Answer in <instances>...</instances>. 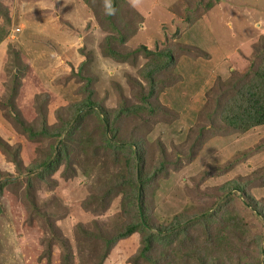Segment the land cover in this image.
Returning <instances> with one entry per match:
<instances>
[{"label": "rangeland", "instance_id": "1", "mask_svg": "<svg viewBox=\"0 0 264 264\" xmlns=\"http://www.w3.org/2000/svg\"><path fill=\"white\" fill-rule=\"evenodd\" d=\"M217 1L0 0V139L26 168L63 142L72 161L30 182L0 147V264H264V126L230 128L214 101L264 59V0ZM141 217L173 232L153 263L140 232L102 242Z\"/></svg>", "mask_w": 264, "mask_h": 264}, {"label": "trees", "instance_id": "2", "mask_svg": "<svg viewBox=\"0 0 264 264\" xmlns=\"http://www.w3.org/2000/svg\"><path fill=\"white\" fill-rule=\"evenodd\" d=\"M143 50L147 53V55L154 54V52L147 51L145 47H143ZM183 55L190 56V53L183 54ZM112 56L117 59L122 58V56H118V55L116 56V54L114 55L113 53H112ZM159 56H163L166 60V64H163L162 66L159 65V68L161 67L168 68L169 66H172V64L174 65L175 63L174 56L169 51L166 52L165 55L159 54ZM201 56H206V55L201 54ZM252 67H250V70H248L247 73L243 74L242 79H240L239 84L236 86L229 85L231 79L227 81H223V82L220 80L219 87H217L218 89L215 94V100H214L216 103L215 108L217 110L219 109V112L220 111L223 112V117H224L223 122L227 124V126H229L230 128L243 131V132L247 130H251L252 128H255V127L264 126V59L262 60V63L260 64V66L256 68V70L255 68L253 69ZM87 105H89L90 107H94L92 106L93 103L90 100H87ZM91 112L93 111L90 110L86 114L91 113ZM81 118H83V116H81L80 119ZM17 121L21 126H23L24 122L20 120L19 117L17 118ZM106 127L107 126L105 125V128ZM66 130H68V128L62 131H58L54 134H51V136H63L66 133ZM29 133H30V136L33 138L35 136L44 134L45 130H43L41 134L39 133L37 135V133H34L32 129L29 128ZM112 136H113L112 138L107 139L110 146H116L119 149L125 148L123 146L126 145L127 143L119 144L118 142H114L113 140H115V135H112ZM68 138L71 139L70 134H68ZM65 146H66V143L63 142L60 145V147L55 148L52 151L53 153H51V155L48 156L47 161L42 162L39 166L33 165L30 168H26L25 166H23V160L20 157L19 150L16 151V149H11L4 141L2 142L0 139V147L3 149L4 153L7 154V158L11 160V162L15 165L16 168H18L19 174L28 176V179L30 182L32 180L33 174L36 171H38L40 168L43 169L42 171H45V170L53 171L61 164L63 158L66 160V162L70 164L72 163V161L70 160L69 153L68 152L66 153ZM63 151L65 152L63 153L65 154V157H62ZM134 155H135L136 161L139 160L140 162L141 156L140 155L137 156L136 153H134ZM139 174H140V177L132 176L130 178V181L126 183V186L131 188V191H130L131 194L129 196L131 201L137 202L138 190L141 191L140 193L143 196V190H144L143 188L145 184L150 180L149 177L144 178L142 176L143 173H142L141 168H140ZM38 176L42 177L43 176L42 172L38 174ZM123 184L125 185V183ZM242 184L235 183L234 186H232V189L234 188L240 194H245L247 185L244 183ZM116 185H117V188L120 189V185L119 184H116ZM4 186L5 184H0V193L3 190ZM31 186H32L31 184L28 186L27 192H30ZM114 189L115 187L113 188V190ZM136 207H138V205H136ZM252 207L260 213V216H262V219L264 220V212L259 211L257 209V205H253ZM140 208L143 211V208L139 206V215L140 216H143L142 214L145 215L144 212L141 213ZM183 230L184 229H182V231ZM82 232L84 234L87 233L89 236L91 233V231L84 230V228H82ZM136 232H140L143 235L142 237L143 248L140 251L139 255L140 257H142L143 259H145L146 261L150 263L154 262V257L149 256L151 250L154 249V247H161V243L168 245V243L172 242L171 238H172L173 232H170L169 230L154 231V228L147 225V222L142 220V217L140 218L139 222L130 224L124 231L118 232L114 237L103 238L102 242H104L105 246L108 247L109 249L112 247V245L116 241L124 237L133 235ZM58 239L61 242V239L60 238ZM105 257L106 256L104 254L101 259H104ZM69 258H70V255L65 254L64 264H71L70 262L71 260Z\"/></svg>", "mask_w": 264, "mask_h": 264}, {"label": "clouds", "instance_id": "3", "mask_svg": "<svg viewBox=\"0 0 264 264\" xmlns=\"http://www.w3.org/2000/svg\"><path fill=\"white\" fill-rule=\"evenodd\" d=\"M104 10L107 15L114 14L115 9L112 6L111 0H104Z\"/></svg>", "mask_w": 264, "mask_h": 264}, {"label": "crops", "instance_id": "4", "mask_svg": "<svg viewBox=\"0 0 264 264\" xmlns=\"http://www.w3.org/2000/svg\"><path fill=\"white\" fill-rule=\"evenodd\" d=\"M1 47H2V44L0 45V49H1Z\"/></svg>", "mask_w": 264, "mask_h": 264}]
</instances>
